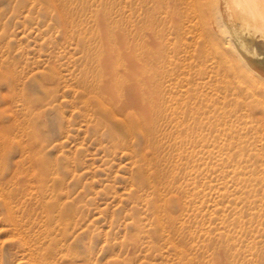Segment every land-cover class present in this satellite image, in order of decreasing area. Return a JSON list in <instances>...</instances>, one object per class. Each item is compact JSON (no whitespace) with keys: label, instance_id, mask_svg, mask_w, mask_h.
Returning a JSON list of instances; mask_svg holds the SVG:
<instances>
[{"label":"rangeland","instance_id":"rangeland-1","mask_svg":"<svg viewBox=\"0 0 264 264\" xmlns=\"http://www.w3.org/2000/svg\"><path fill=\"white\" fill-rule=\"evenodd\" d=\"M203 2L0 0V264H264V104Z\"/></svg>","mask_w":264,"mask_h":264},{"label":"bare ground","instance_id":"bare-ground-1","mask_svg":"<svg viewBox=\"0 0 264 264\" xmlns=\"http://www.w3.org/2000/svg\"><path fill=\"white\" fill-rule=\"evenodd\" d=\"M203 4L205 12L198 7L197 11L211 19L218 35V74L223 69V77L231 73L252 84L256 99L264 104V0H206ZM224 87L218 88L224 99L236 95L234 89Z\"/></svg>","mask_w":264,"mask_h":264}]
</instances>
